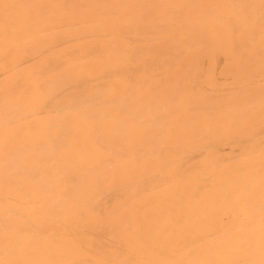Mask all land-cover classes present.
I'll use <instances>...</instances> for the list:
<instances>
[{"label":"rangeland","instance_id":"1","mask_svg":"<svg viewBox=\"0 0 264 264\" xmlns=\"http://www.w3.org/2000/svg\"><path fill=\"white\" fill-rule=\"evenodd\" d=\"M12 1L0 0L2 12ZM166 1L16 0L27 12L49 9L58 14L54 21L47 15L40 27L51 32L49 36L34 35L23 23L18 26L21 35L14 36L0 18V264H59L48 261L49 246L57 237L46 224L52 213L58 221L59 211L45 209L42 201L52 192L55 195L62 183H141L143 206L159 197L158 232L172 247L165 259L176 263L179 259L172 255L180 240L170 239V215L186 210L190 200L176 198L171 187L183 174L199 176L203 188L223 169L238 179L241 193L234 200L236 210L225 201L209 204L212 214L213 209L227 208L220 217L224 223L236 216L241 226L247 224L245 208L250 200L264 202V58L257 57V63L240 70L227 49L215 46L212 52L216 42L206 25L196 28L195 15L189 16L177 4L165 5ZM210 1L202 4L224 19L225 31L231 35V11H225L222 0ZM66 7L72 11L62 14ZM182 17L181 36L160 29ZM132 22L150 28L149 35L139 40L116 35ZM227 42L223 36L221 43ZM138 53L140 66L152 70L142 71V93L138 80L133 93L121 71L115 70ZM161 62L164 65L159 67ZM189 76H199L202 85H192L185 79ZM159 89L170 97L178 91L191 97V110L188 106L181 112L167 109L152 119H136L138 105L142 112L152 106L164 109L169 100ZM233 95L241 99L242 124L213 136L216 108L228 109ZM193 114L199 118L191 123ZM114 196L115 192L101 191L96 211H102L103 204L104 208L116 204ZM257 209L264 212L262 205ZM27 238H32V245ZM218 238L215 229H208L195 244ZM155 240L146 241L155 247ZM103 241L115 245L109 237ZM192 257L187 253L180 264ZM16 258L21 262H11ZM242 260L238 258V264ZM156 263L163 262L156 258Z\"/></svg>","mask_w":264,"mask_h":264},{"label":"bare ground","instance_id":"2","mask_svg":"<svg viewBox=\"0 0 264 264\" xmlns=\"http://www.w3.org/2000/svg\"><path fill=\"white\" fill-rule=\"evenodd\" d=\"M202 2L203 0H167L165 5L177 4L183 7L189 16L195 15L196 20L199 21L196 23V28L203 29L206 25L209 35L214 36L212 39L215 40L216 45L212 46V52L215 46L227 49L228 55L232 58V64L239 62L240 70H245L246 67L249 69L250 63H257V57L264 58V0H222L225 4L223 5L226 6L225 11H231L234 16L229 20L231 35L225 31L224 19L212 11L207 4L204 6ZM6 7L8 8H4L6 9L4 12L0 9L2 16L0 18L4 22L3 27L12 31L14 36L21 35L18 27L21 23L26 24V29L34 35L49 36L51 32L42 31L40 27L47 15L51 21H54L58 15L49 9L48 11L38 9L35 14L27 12L17 4L16 0ZM70 11L72 8L66 7L62 14ZM115 11L116 9L111 10L112 14ZM140 16V13L136 15L137 18ZM184 22L185 19L182 17L161 26L160 29H169L167 32L170 36H181L180 31L183 30ZM136 25L132 22L128 27L120 28L116 35L137 40L139 36L149 35L150 28ZM51 36L60 35L52 34ZM223 36H226L228 40L225 45L221 43ZM147 47L150 48L148 45ZM197 59L201 57L198 55ZM153 63L154 66L158 65L154 61ZM165 64H169L168 61H165ZM163 65L164 63L161 62L159 67ZM191 67V71H195V65L192 64ZM151 70L146 66H140L138 53L130 56L125 66L115 71H121L123 81L132 88L133 93L138 80V93H142V81H144L142 71L149 73ZM185 79L194 86H200L203 82L199 76L194 78L189 76ZM159 91L163 98L169 100L164 109L152 106L150 110L142 112V105H138V111L134 115L136 119L141 120L142 117L152 119L153 116L156 117L158 111L162 115L167 109L171 112L175 110L181 112V109L186 108L192 101L191 97L186 98V95L179 94V91L173 97H170V93L166 90L159 89ZM240 102L241 99L233 95L227 102L230 106L228 109L216 108L217 122L212 132L213 136L226 132L233 124H242L240 118L243 116V111L239 106ZM189 108L188 106L187 111L191 110ZM198 118L193 114L191 123ZM234 172L238 174V168ZM183 175L186 176L176 181L171 187V193L176 198L190 200L186 210L180 214L170 215V239L172 242L180 240L178 250L172 255L175 259H179L177 263L175 260L165 259L166 256L171 255L172 247L163 243L164 236L158 232V228L161 229V216L157 207L158 195L143 206L142 184L132 180L110 181V183H103L100 180L90 183L89 181L67 182L57 187L55 195L53 192V195L48 194L42 201V206L45 209L59 211L58 221H54L55 215L52 213L50 214L51 222L48 220L46 223H50L49 230L57 237V240L52 241L49 246L51 258L48 261L59 264H157L156 258H160L163 262L161 264H180V259L190 253L193 257L185 264H238V258H242L241 262L244 264H264V212L257 209L258 205L264 207V202L257 204L256 199L250 200L245 208L247 224L241 226L236 216H233L228 223H224L220 217L227 208L223 207V212L220 209H213L212 214L210 205L214 201L219 203L225 201L230 204V208L236 210L234 200L241 193L236 182L238 179L230 175L229 169H223L216 178L211 180V184L203 188L198 179L199 176ZM48 184L52 188L50 181H47ZM103 190L115 192L112 200L116 204L106 208L103 204V210L97 212L98 196ZM5 212H3L4 215ZM84 229H86L85 232H82ZM208 229H215L219 238L210 244L206 242L195 244L197 239L205 238V232ZM108 237L115 245L109 246L104 243L103 239ZM151 237L156 239L155 247L147 244L146 240ZM27 241L33 244L32 238H27ZM4 254L9 256L7 252ZM11 262H21V259L16 258Z\"/></svg>","mask_w":264,"mask_h":264}]
</instances>
